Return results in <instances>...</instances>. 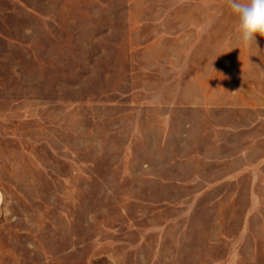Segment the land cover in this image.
Here are the masks:
<instances>
[{
    "label": "rangeland",
    "instance_id": "374dc122",
    "mask_svg": "<svg viewBox=\"0 0 264 264\" xmlns=\"http://www.w3.org/2000/svg\"><path fill=\"white\" fill-rule=\"evenodd\" d=\"M0 264H264V53L227 0H0Z\"/></svg>",
    "mask_w": 264,
    "mask_h": 264
},
{
    "label": "clouds",
    "instance_id": "9594fccd",
    "mask_svg": "<svg viewBox=\"0 0 264 264\" xmlns=\"http://www.w3.org/2000/svg\"><path fill=\"white\" fill-rule=\"evenodd\" d=\"M231 14L236 19L239 43L257 54L264 53L259 48L257 37L264 38V0H227Z\"/></svg>",
    "mask_w": 264,
    "mask_h": 264
}]
</instances>
